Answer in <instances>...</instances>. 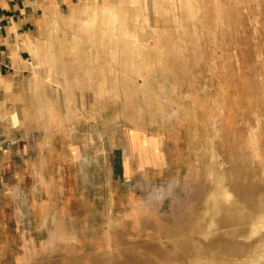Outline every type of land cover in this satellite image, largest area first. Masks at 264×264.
Returning a JSON list of instances; mask_svg holds the SVG:
<instances>
[{
	"label": "rangeland",
	"instance_id": "374dc122",
	"mask_svg": "<svg viewBox=\"0 0 264 264\" xmlns=\"http://www.w3.org/2000/svg\"><path fill=\"white\" fill-rule=\"evenodd\" d=\"M92 1L95 146L39 194L0 169V264H264V0Z\"/></svg>",
	"mask_w": 264,
	"mask_h": 264
},
{
	"label": "crops",
	"instance_id": "0c3cea01",
	"mask_svg": "<svg viewBox=\"0 0 264 264\" xmlns=\"http://www.w3.org/2000/svg\"><path fill=\"white\" fill-rule=\"evenodd\" d=\"M92 8V0H0V169L20 163L23 183L37 182L33 194L40 193L46 179L61 178L57 172L61 173L62 165L76 178L78 161L87 158L83 148L87 154L95 146L92 133L90 138L78 137L80 116H86L85 131L94 129V120L88 119L94 113V91L87 85L94 80L88 71L92 61L78 58V44L73 43L85 33ZM101 129L109 130L108 126ZM127 143L121 136L117 151ZM104 147L107 178L120 179L109 170V157H116V148ZM159 150L144 136L138 137L135 154L122 158L123 167L130 162L123 173H138L131 165L134 156L138 164L146 162L139 169L149 168V155L156 161ZM43 207L40 202L32 209L28 206L27 221L32 212L40 218Z\"/></svg>",
	"mask_w": 264,
	"mask_h": 264
},
{
	"label": "built area",
	"instance_id": "2783aa9c",
	"mask_svg": "<svg viewBox=\"0 0 264 264\" xmlns=\"http://www.w3.org/2000/svg\"><path fill=\"white\" fill-rule=\"evenodd\" d=\"M0 29H1V26H0Z\"/></svg>",
	"mask_w": 264,
	"mask_h": 264
},
{
	"label": "bare ground",
	"instance_id": "6f19581e",
	"mask_svg": "<svg viewBox=\"0 0 264 264\" xmlns=\"http://www.w3.org/2000/svg\"><path fill=\"white\" fill-rule=\"evenodd\" d=\"M254 264V263H253Z\"/></svg>",
	"mask_w": 264,
	"mask_h": 264
}]
</instances>
